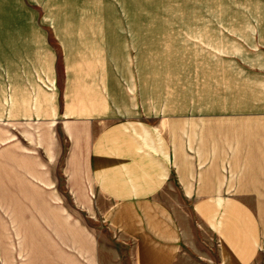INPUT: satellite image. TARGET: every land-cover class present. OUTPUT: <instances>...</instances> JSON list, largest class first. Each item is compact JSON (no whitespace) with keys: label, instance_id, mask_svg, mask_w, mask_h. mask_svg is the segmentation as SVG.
<instances>
[{"label":"crops","instance_id":"obj_1","mask_svg":"<svg viewBox=\"0 0 264 264\" xmlns=\"http://www.w3.org/2000/svg\"><path fill=\"white\" fill-rule=\"evenodd\" d=\"M6 2L0 0V122L67 121L99 127L86 151L89 177L104 202L103 223L130 246L132 264H253L262 247L258 217L229 190L219 154L207 153L222 149V142L208 147V132H193L188 125L223 116L193 106L181 92H189L198 78L202 85L203 76L209 80L204 86H230L233 81L235 99L243 105L235 107V120L255 123L248 131L249 165L260 166L264 0H187L190 21L209 22L206 31L211 32L184 34L187 40L177 42L187 51L210 56L209 63L190 70L186 64H146L136 47L118 42L106 46L103 33H73L77 27L72 23L66 33L69 21L60 22L58 14L41 6L44 22L55 33H50L52 45L46 34H25L23 23L33 30L34 16H21L18 2ZM35 3L31 6L38 7ZM169 81L189 90H174ZM198 133L203 137H196ZM8 179L0 178V201L15 209L10 225L16 229L18 263L79 264L53 249L55 240L45 231L42 236L36 231L38 218L58 234L56 207L48 208L43 199L48 193ZM255 187L256 180L251 189ZM165 188L190 202L200 232L183 228L164 205L160 193ZM82 240L73 231L68 245L77 257L83 252ZM9 257L0 264H11Z\"/></svg>","mask_w":264,"mask_h":264},{"label":"rangeland","instance_id":"obj_2","mask_svg":"<svg viewBox=\"0 0 264 264\" xmlns=\"http://www.w3.org/2000/svg\"><path fill=\"white\" fill-rule=\"evenodd\" d=\"M15 1L18 2L17 10L21 16L28 17L26 14L28 12L34 16V29L30 30L23 23L22 31L25 34L29 31L32 34H46L48 43L52 45L54 41L50 33H55L53 28L44 22L41 6L58 14L61 17L60 22L69 21V24L76 26L73 33H103L106 46L114 47L115 42H118L119 46L136 47L142 53L146 64L155 62L165 65L186 64L190 70L195 65L204 63V66L210 62L207 60L210 58L209 55L200 54L199 51L196 52L197 49L187 51L182 44H177L186 38L184 34L211 33L206 31L209 22L190 21L191 17L185 8L187 0ZM4 2L7 4L6 0ZM33 3L38 7H32ZM69 24H65L66 26L63 24L66 33L71 32L72 26ZM130 53L131 57L133 51ZM202 78L204 83L209 81L205 76ZM169 82L167 86L174 90L182 91V88L189 90L178 81ZM232 82L230 86L226 83L221 87L213 84L204 86V83L199 84L198 78L195 82L191 81L189 92L181 93L190 96L193 106L197 105L223 116L216 118L213 116L209 120H192L188 125L193 128V132L201 129V133L208 132L205 136L209 143L208 147L214 142H222L219 146L222 149H211L207 153L219 154V162L224 164V167L219 169L229 181V190L236 193V198L250 206L253 214L258 217L262 230V247L258 259L253 264H264V190H262L264 152L257 157L256 162L260 166L249 165L248 156L252 153L248 146L252 136L248 131L255 123L235 120V107L243 105L235 99L236 86H233ZM201 100L206 101L201 102ZM153 124L159 125L157 122ZM98 132L99 127L95 124H70L67 121L0 122V178L4 181L9 180L8 178L17 179L19 185L24 188L29 186L36 193L42 189L48 193V196H45L47 198L43 199L48 208L56 207L58 234L54 236V228L45 226L38 218H36L38 221L36 231L41 236L45 231L49 239H54L53 249H59L66 258L73 257L79 264H132L130 246L103 223L104 202L89 177L86 151ZM200 135L203 137L200 133L196 137ZM255 180L257 188L254 189L257 191L251 189ZM36 181L47 185V191ZM26 182H29V185H26ZM258 185L261 186L260 189ZM4 186L8 185L4 184ZM160 195L161 201L173 210L183 228L187 229L191 226L192 230L201 231L199 222L191 213L190 202L178 198V194L169 188L162 190ZM12 212H15L14 208H6L0 201V260L8 261L7 257L11 256L9 257L11 264H19L14 251L17 243L16 229L10 225ZM73 231L78 232L83 238L82 242L84 241L80 257L73 254L71 246L68 245ZM205 239L207 244L211 245L206 237Z\"/></svg>","mask_w":264,"mask_h":264}]
</instances>
